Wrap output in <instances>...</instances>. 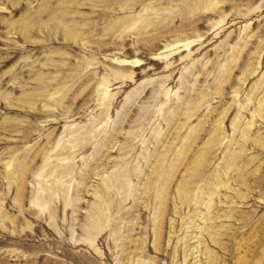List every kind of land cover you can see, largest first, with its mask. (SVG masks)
<instances>
[{
    "label": "rangeland",
    "instance_id": "rangeland-1",
    "mask_svg": "<svg viewBox=\"0 0 264 264\" xmlns=\"http://www.w3.org/2000/svg\"><path fill=\"white\" fill-rule=\"evenodd\" d=\"M0 264H264V0H0Z\"/></svg>",
    "mask_w": 264,
    "mask_h": 264
}]
</instances>
